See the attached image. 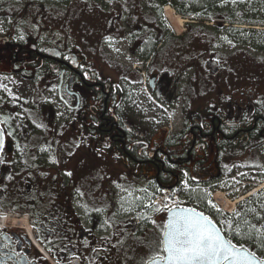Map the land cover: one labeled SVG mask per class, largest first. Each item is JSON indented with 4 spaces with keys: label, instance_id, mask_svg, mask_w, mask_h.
<instances>
[{
    "label": "flooded vegetation",
    "instance_id": "obj_1",
    "mask_svg": "<svg viewBox=\"0 0 264 264\" xmlns=\"http://www.w3.org/2000/svg\"><path fill=\"white\" fill-rule=\"evenodd\" d=\"M234 2L0 0V264H147L167 211L113 212L109 187L139 204L141 187H199L264 144V94L222 90L255 63L218 40L253 23L213 9Z\"/></svg>",
    "mask_w": 264,
    "mask_h": 264
},
{
    "label": "rangeland",
    "instance_id": "obj_2",
    "mask_svg": "<svg viewBox=\"0 0 264 264\" xmlns=\"http://www.w3.org/2000/svg\"><path fill=\"white\" fill-rule=\"evenodd\" d=\"M240 1L245 2L248 0H240ZM250 1L252 0H249V2ZM230 4L231 6H233L235 2ZM250 5L251 4H249V6ZM249 6L247 5V7ZM258 10L259 8L256 9V11ZM171 11H172L171 21H173V24L175 25L177 30L181 32L183 26L180 25L181 24V21L179 20L180 18L176 17V14H174L173 10ZM256 11L254 12L253 10L252 12L250 10H247L246 12H248L249 18H253L252 20L254 21L260 20V21L253 23H248V22L243 23L240 19H237L239 21H236V23H229V22L227 23L228 25L232 24L234 26L235 25L238 26L235 27L236 29H239L238 31H236L235 34H231L232 32H230V30H227L228 28H230L228 25H226L225 27L223 26L224 29L218 32L220 34L218 36V40L220 43H222V45H224L223 47L225 51H230L231 49L238 48L239 51L249 52L250 55L255 59V63L248 64L247 66L242 64L241 66H239V68H237L239 72H242L241 78L238 77L237 80L233 79L234 82L232 81V79H230L229 82L227 81V83L225 82L223 83L224 86L222 87V90L227 93L236 91L239 94L241 91H244L245 94H248L253 90L254 93L258 94L259 96L264 94V50L259 49V47L257 46L259 42L264 43V41L259 39L260 36H262L259 33L254 34L253 36L251 35V31L264 32V19L261 17V14L257 13ZM236 17L239 18V15H236ZM208 22L210 23L209 28H214L215 25H212L211 21ZM250 155L253 159L259 160V162L262 164L260 168L248 169L243 166L240 167L235 165L236 167L235 172L231 173L230 176L229 175L223 176L221 177V179L210 181V183L204 184L202 186V193L208 195L207 201L211 199L209 195L211 192L217 194V192L222 191V193H218L215 196V198L218 199L220 198L218 202L222 205V207H224V209L221 212L220 211L219 212L223 215L228 214L225 213V211H229V210L233 215L235 213H239L240 212L239 203H238L239 201L237 202L238 204H235L234 202L236 200L242 201V199L248 198L250 195H252L251 193L254 192L255 188L257 189L264 186V144L259 147H256L252 151V154ZM248 160L249 162H251L250 159L248 158L245 160V162H248ZM90 177H91L90 185L93 193H95L96 187L102 182V177L94 174L93 172H91ZM147 189H150L151 192L147 191ZM135 190H136L135 188L133 190H130L126 188L111 189L109 187L108 203L110 205L111 211L117 212L119 214L126 213L127 216L129 214H135L137 211L141 210V208H144L146 210L144 213H148L149 215H155L157 212L161 211L159 206H157V208L152 207L153 206L152 202H150L156 198L155 196L156 194L160 193V188L158 186L156 188H147V187L139 188L141 196L145 195V192L147 194L146 200L141 201L139 204L137 203L138 196L135 195V197H133L131 195L133 192H135ZM259 190L256 192H259ZM139 205L141 208L138 207ZM233 206L235 207L234 209ZM217 208L220 207L217 206ZM17 219L18 220L15 222H19V220L22 219L21 221L22 225L24 226L27 225L26 221L23 220L24 216L17 217Z\"/></svg>",
    "mask_w": 264,
    "mask_h": 264
},
{
    "label": "snow or ice",
    "instance_id": "obj_3",
    "mask_svg": "<svg viewBox=\"0 0 264 264\" xmlns=\"http://www.w3.org/2000/svg\"><path fill=\"white\" fill-rule=\"evenodd\" d=\"M172 213L163 234L161 254L154 255L147 264H255L254 256L227 240L207 217L191 209L179 213L173 209ZM225 227L231 229L230 224Z\"/></svg>",
    "mask_w": 264,
    "mask_h": 264
},
{
    "label": "trees",
    "instance_id": "obj_4",
    "mask_svg": "<svg viewBox=\"0 0 264 264\" xmlns=\"http://www.w3.org/2000/svg\"><path fill=\"white\" fill-rule=\"evenodd\" d=\"M249 4H251L249 6ZM247 5L249 7H247ZM257 6V7H256ZM259 8L258 11L256 9ZM218 13H226L230 16H246L250 10L253 12L256 11L257 13L261 14V17L264 19V0H252L250 3H236L232 7H224V8H213ZM232 9V11H231ZM238 10V11H237ZM240 10V11H239ZM236 13V14H235ZM235 14V15H234ZM251 22H258L260 20L254 21L250 20ZM259 33L261 40L264 41V32H252L251 35ZM248 42V41H247ZM259 49L264 50V43H258L257 45ZM252 137V136H251ZM254 138V137H252ZM257 142L255 140L252 141L251 146L249 147L252 150V147L256 146ZM251 162H234L233 170H235V165L240 167H245L248 169L253 168H260L262 164L257 159H253L251 155L248 157ZM227 166V165H225ZM200 166L192 168L193 176L196 180L200 175ZM225 170V169H224ZM227 172V170H225ZM229 172V171H228ZM233 173V172H232ZM224 175V174H223ZM200 184H206L203 182H199ZM198 183V184H199ZM176 186V178L175 176L168 175L167 180L165 183L158 186L159 188L167 189L173 188ZM185 197L189 200L188 202L194 203L199 206H203L202 208L210 215H213L217 224L221 226L224 230L225 235L229 239V241L237 245L241 248H247L251 251L254 255L264 258V188L259 190V192L255 193L253 196L245 198L239 204V213H235L232 217L228 215H223L220 212L215 211L213 208H210L207 201V195L202 193L201 191H189V193H185ZM238 214L239 219L236 218ZM226 224L231 225V229H227L225 227Z\"/></svg>",
    "mask_w": 264,
    "mask_h": 264
},
{
    "label": "water",
    "instance_id": "obj_5",
    "mask_svg": "<svg viewBox=\"0 0 264 264\" xmlns=\"http://www.w3.org/2000/svg\"><path fill=\"white\" fill-rule=\"evenodd\" d=\"M1 139H2V137H0V140H1ZM186 209H191V210H193L194 212L199 213V214L203 215L204 217H207L209 220L212 221L213 224H215V225L221 230V232H222V234L225 236V238H226L227 240H229V239L227 238V236L225 235L224 231L222 230V228H221V227H220V226H219V225H218L213 219H211L208 215L204 214L203 212H200V211H198L197 209L192 208V207H190V208L179 207V208H175L174 210H176V212L179 213V212H181V211H183V210H186ZM172 210H173V209L169 210L168 213H167V221H166V225L168 224L169 219L171 218V216H172V214H173V213H172ZM166 231H167V229H166ZM163 239H164V237H163ZM236 247H237V248H240V249H243V250H246V254L251 255V256H254V257H255V264H260V262H264V258H261V257H259V256L254 255V254H253L251 251H249L247 248H241V247H239V246H237V245H236Z\"/></svg>",
    "mask_w": 264,
    "mask_h": 264
},
{
    "label": "built area",
    "instance_id": "obj_6",
    "mask_svg": "<svg viewBox=\"0 0 264 264\" xmlns=\"http://www.w3.org/2000/svg\"><path fill=\"white\" fill-rule=\"evenodd\" d=\"M180 187H183L184 189L186 188H189V183L184 181V182H181L180 185H178V187L174 188L173 190H167L165 191L166 192V195H168V204L165 205V207H169L170 205L171 206H175V205H179V204H183L184 201L181 200L180 198V195L177 193V190L180 188ZM216 194H214L215 196ZM160 199H157V201H159ZM156 201V202H157Z\"/></svg>",
    "mask_w": 264,
    "mask_h": 264
},
{
    "label": "bare ground",
    "instance_id": "obj_7",
    "mask_svg": "<svg viewBox=\"0 0 264 264\" xmlns=\"http://www.w3.org/2000/svg\"><path fill=\"white\" fill-rule=\"evenodd\" d=\"M167 11H168V17L171 19V15H172L171 12H172V11H171V9H170V10L167 9ZM171 20H172V19H171ZM179 20H180V19H179ZM182 22H183V21H181V24H182ZM184 22H185V21H184ZM186 22H187V21H186ZM181 24H180V25H181ZM262 187H264V186H262ZM262 187L257 188V189L255 188V189H254V192H252L251 194L253 195L256 191H258V190L261 189ZM249 195H250V194H249ZM242 198H243V197H242ZM242 200H243V199H242ZM238 201L240 202V200H236L234 203H235V204H238V203H237ZM234 203H233V205H234ZM235 206H236V205H235ZM234 208H235V207L233 206V209H234ZM233 209H232V210H233Z\"/></svg>",
    "mask_w": 264,
    "mask_h": 264
}]
</instances>
